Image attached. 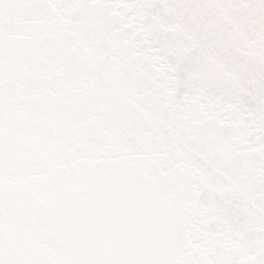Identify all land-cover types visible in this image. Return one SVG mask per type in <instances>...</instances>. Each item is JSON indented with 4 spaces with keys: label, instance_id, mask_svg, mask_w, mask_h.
<instances>
[{
    "label": "snow or ice",
    "instance_id": "obj_1",
    "mask_svg": "<svg viewBox=\"0 0 264 264\" xmlns=\"http://www.w3.org/2000/svg\"><path fill=\"white\" fill-rule=\"evenodd\" d=\"M0 264H264V0H0Z\"/></svg>",
    "mask_w": 264,
    "mask_h": 264
}]
</instances>
